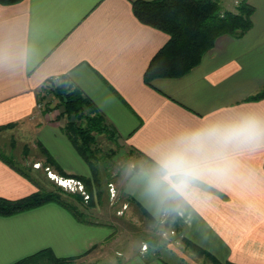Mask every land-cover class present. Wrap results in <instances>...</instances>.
Here are the masks:
<instances>
[{"label": "crops", "instance_id": "crops-1", "mask_svg": "<svg viewBox=\"0 0 264 264\" xmlns=\"http://www.w3.org/2000/svg\"><path fill=\"white\" fill-rule=\"evenodd\" d=\"M133 1L0 2V126L12 124L0 135L9 131L14 147L27 145V154L45 147L68 174L45 167L58 176H90L89 164L62 128L56 96L44 110L36 105L52 85L71 83L145 164L142 178L126 182V201L132 200L145 217L160 220L171 217L172 210L164 207L170 197L174 210L191 218L188 237L219 263L264 264V143L223 146L205 139L200 155L226 157L228 171L183 190L173 187L159 164L171 151L191 154L188 138L196 132L249 118L264 123V97L246 99L264 85V0H248L254 8L252 24L242 36L219 35L188 72L150 83L144 71L169 34L141 21ZM36 189L0 157V197L17 199ZM112 225L79 220L56 202L0 214V264H16L41 251L37 261L42 264H59L50 262L52 257L81 264H176L153 243L145 249L131 240L118 244ZM247 242L251 256L246 262Z\"/></svg>", "mask_w": 264, "mask_h": 264}, {"label": "trees", "instance_id": "trees-1", "mask_svg": "<svg viewBox=\"0 0 264 264\" xmlns=\"http://www.w3.org/2000/svg\"><path fill=\"white\" fill-rule=\"evenodd\" d=\"M17 1L20 0H0L1 3ZM132 5L135 15L141 21L169 34L168 40L156 51L144 71V80L148 83L155 77L180 76L188 72L199 63L203 54L213 46L219 35L226 33L237 37L242 36L251 27V14L254 9L248 0H241L236 10H222L218 0H134ZM50 93L57 96L60 105L63 106L60 115H66V120L62 128L91 168L90 176L73 174V177L84 182L89 197H91L94 194V188H99L101 184L95 161L97 156L94 144L97 142V136L104 134L110 139L116 140L117 134L107 123L105 116L97 106L78 87L64 81L55 86L52 85ZM261 97H264V85L246 99L256 100ZM72 113L75 115L74 119H72ZM11 125H1L0 132ZM15 142L16 139L12 137L9 151H6V146L1 145L0 142V157L27 176L37 189L17 199L0 197V214L11 215L46 202H56L72 212L79 220L85 221L87 217L77 205L84 202L83 195L68 191L61 185L54 189L45 188L41 184L40 178L29 172V168L35 171L39 168L29 166L23 168L16 162L13 152ZM27 149L28 146L24 145L25 155ZM40 150L45 157L42 162L44 168L46 166L54 167L59 174L68 175L45 147L40 146ZM47 179L50 180L49 177ZM164 207L172 210L171 216L180 217L174 210L170 197L164 201ZM183 239L191 247L201 252L206 251L190 238L183 237ZM207 254L218 261L209 251ZM32 255L19 260L16 264H42L37 261L38 257L44 255L42 251ZM33 261L34 263H32ZM50 262L81 264L73 262V258L61 257H52Z\"/></svg>", "mask_w": 264, "mask_h": 264}, {"label": "rangeland", "instance_id": "rangeland-1", "mask_svg": "<svg viewBox=\"0 0 264 264\" xmlns=\"http://www.w3.org/2000/svg\"><path fill=\"white\" fill-rule=\"evenodd\" d=\"M241 0H218L221 5V9H237ZM43 93V92H42ZM44 96L48 99L47 106L55 99L54 94L45 93ZM56 105L62 112L63 106L60 105V100L56 96ZM63 120H66V115H63ZM11 136L9 131H4V135H0L1 145H5V150L9 151V145L11 143ZM18 144V148L14 147L15 160L18 164L25 168L27 166L33 168H39L38 170H30L29 172L34 174L37 178H40L41 184L45 188H55L61 185L57 178L52 177L48 173V169L42 166L43 154L40 151L34 153L24 154L22 147ZM96 151V165L98 167L99 177L101 180L100 187L94 188L93 196L89 197V193L83 183V190L71 189L61 185L68 191L78 192L84 197L83 203H78V208L89 219L98 221H109L115 228L117 243H124L129 240L134 242H140L141 248L143 245H153L157 250H160L162 254L168 259L178 264H192L189 260L194 258L197 264H221L214 260L211 255H208V250L199 251L190 246V244L184 241L183 237H188V223L191 221L185 212L178 213L180 217L175 215L171 218H167L166 215H162L161 219L152 220L145 217L139 207L129 199L127 187L129 184L126 182L129 178L141 177L145 172V164L134 154L130 152L129 147L120 141V139H110L104 134L97 136V142L94 144ZM39 159H42L39 161ZM40 164L39 166H36ZM137 166V169H134ZM53 170V169H52ZM44 171L46 172L44 173ZM54 171V170H53ZM142 171V172H141ZM50 180L47 179V177ZM89 200V201H88ZM128 203V204H126ZM128 205V206H127ZM182 211V210H181ZM166 218V219H165ZM189 238V237H188ZM192 240V239H191ZM193 241V240H192ZM153 243V244H151ZM246 252L251 251V243H245ZM199 245V244H198ZM178 250V251H177ZM245 252L246 262L250 261V252ZM247 256V257H246ZM226 264H236L227 260Z\"/></svg>", "mask_w": 264, "mask_h": 264}, {"label": "clouds", "instance_id": "clouds-1", "mask_svg": "<svg viewBox=\"0 0 264 264\" xmlns=\"http://www.w3.org/2000/svg\"><path fill=\"white\" fill-rule=\"evenodd\" d=\"M205 139H214L219 145L227 146L234 142L259 145L264 143V123L253 119L196 132L188 141L192 144L191 154L187 149L171 151L160 160V169L165 178H172L173 187L186 189L193 181L214 175L222 177L228 169L226 157L200 155Z\"/></svg>", "mask_w": 264, "mask_h": 264}, {"label": "built area", "instance_id": "built-area-1", "mask_svg": "<svg viewBox=\"0 0 264 264\" xmlns=\"http://www.w3.org/2000/svg\"><path fill=\"white\" fill-rule=\"evenodd\" d=\"M48 99H46L44 96L43 97H39L38 99V102H37V108L39 110H44L46 107H47V104H48ZM48 173L54 177V178H57L58 182L65 186V187H69L73 190H81V191H84L83 190V183L81 180H79L78 178H75V177H63V176H58L56 175V173L52 172L50 169H48ZM143 247L146 248V245L144 244Z\"/></svg>", "mask_w": 264, "mask_h": 264}, {"label": "water", "instance_id": "water-1", "mask_svg": "<svg viewBox=\"0 0 264 264\" xmlns=\"http://www.w3.org/2000/svg\"><path fill=\"white\" fill-rule=\"evenodd\" d=\"M75 115L74 113H72V119H74ZM134 169L136 170L137 169V166H134Z\"/></svg>", "mask_w": 264, "mask_h": 264}]
</instances>
